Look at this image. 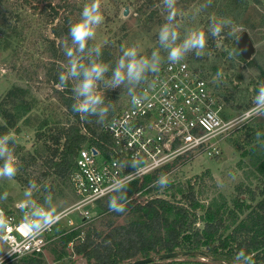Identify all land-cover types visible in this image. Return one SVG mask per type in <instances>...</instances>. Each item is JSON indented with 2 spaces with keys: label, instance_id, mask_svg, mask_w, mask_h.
I'll use <instances>...</instances> for the list:
<instances>
[{
  "label": "rangeland",
  "instance_id": "1",
  "mask_svg": "<svg viewBox=\"0 0 264 264\" xmlns=\"http://www.w3.org/2000/svg\"><path fill=\"white\" fill-rule=\"evenodd\" d=\"M67 2L69 5L64 10L58 9V14H68L73 24L91 0ZM201 2L178 0L177 7L186 25L202 27L207 35L208 54L196 57L189 53L185 60L208 79L215 91L216 107H219L221 117L230 119L252 107L258 87L264 85V0H212L211 6L192 20L190 13ZM76 8H79V14H76ZM124 9L126 13H123ZM101 12L104 22L97 28L96 38L89 41V46L107 39L109 43L103 46V50L116 60L121 48L133 43H140L145 55L159 47L157 33L167 14L161 0H101ZM51 16L52 11L44 1L0 0V105L5 92L12 86L22 87V96L29 103L26 112L18 115L15 125L7 130L16 135L15 154L21 160L22 168L13 179H0V194L8 193L7 201L0 204L4 208L16 207L23 199L24 189L30 180L41 186V191L34 194L39 203H43L48 192L62 205V210H70L76 200L68 179L39 174L44 169L41 160L49 154L48 132L65 124L68 119L65 108L52 91V84L45 78L49 62L53 59L48 42V38H52L50 27L59 22L58 17L52 19ZM210 17H227L233 23L213 38L207 34ZM243 29L248 32L254 46L247 60L241 58L233 42L235 35ZM181 32L183 34V29ZM233 49L237 54L229 58L228 52ZM162 55L166 56L163 52ZM58 62L65 71L67 58L64 54ZM218 70L224 72V79L215 83L213 78ZM109 95L114 97L112 100L116 105L127 101L128 97L124 88L106 91L105 97ZM248 103L250 105L246 106ZM258 131L264 133V117L237 118L206 145L184 153L182 160L174 162L164 173L171 180L167 188L161 190L152 183L148 191L137 196L138 200L155 195L181 200V194L190 186L198 203L196 215H203L207 206L218 209L226 224L221 234L226 235L261 195L264 175L258 171L257 165L264 159V146L256 140ZM261 140L264 141V137ZM250 191L255 193V199H249ZM103 203L104 200L100 206L89 204L86 208L90 214L86 218L71 210L51 228V238L41 255L45 264H90L91 260L71 250V244L77 237L65 242L63 236L77 233L81 236L91 228L105 230L108 221L125 223L136 217L132 211L113 216L103 208ZM236 203H240L241 209ZM231 211L236 216L234 222L229 214ZM202 224V218L194 223L199 228ZM3 250L0 241V257ZM150 255H153L152 261L144 264H233L234 260L231 257L227 261H219L199 253L179 252L177 256L168 258H159L152 252ZM14 259L21 260L22 256ZM3 262L0 258V264Z\"/></svg>",
  "mask_w": 264,
  "mask_h": 264
},
{
  "label": "trees",
  "instance_id": "2",
  "mask_svg": "<svg viewBox=\"0 0 264 264\" xmlns=\"http://www.w3.org/2000/svg\"><path fill=\"white\" fill-rule=\"evenodd\" d=\"M23 1L26 3L44 1L52 11V19L55 17L59 19V22L50 27L52 38H48V42L50 56L53 59L49 62L45 78L52 84V91L65 108L68 119L65 124L55 126L52 131L48 132L46 137L50 143L47 145L49 154L42 158L44 169L39 174H53L61 179H68L76 150L85 142L105 148L106 145L102 142L108 143L110 137L102 130L101 124L95 123V117L85 122L72 112V84L69 82L63 88L60 85L59 74L64 69L58 61L63 58L65 42L70 43L69 29L72 24L70 16L62 12L58 14V9L64 10L69 2L67 0ZM148 1L151 2V0ZM79 13V8H76V14ZM102 58L113 66L115 65L116 59L104 50ZM23 92L22 87L12 86L2 97L0 134L6 133L8 128L13 127L17 116L29 108L28 101L22 96ZM112 99H114L112 95L105 97L106 102L111 101L114 104ZM114 105L115 110L120 106V104ZM249 105L248 103L246 106ZM113 112H110L109 116ZM183 158V154L177 155L171 161L145 174L140 181L131 180L128 186L130 202L127 204L126 212H134L135 218L125 223L112 224L108 221L105 230L91 228L81 236H78V233L64 235L65 242L72 241L73 236L77 237L71 244L72 252L91 260L90 264H118L137 256L145 257L151 252L159 254L174 249H178L180 253L182 251L191 255L199 253L214 260L227 261L231 257L234 258L240 249H244L248 254H255L256 264H264V182L260 188V198L254 202L253 206L248 207L243 218L239 219L226 235L221 234L226 224L218 209L207 206L203 215H196L195 210L198 203L190 186L181 194V200L167 199L158 195L138 200V195L148 191L150 184L164 174L174 162ZM257 169L264 175V159L258 163ZM142 188L144 189L137 196H133ZM238 192L241 193L242 190L239 189ZM249 199H255L253 191H250ZM102 200H104L103 208L111 215L124 214L109 211L108 195L96 200L95 203L100 206ZM237 205L241 209L240 203H236ZM233 213V211L229 212L234 222L236 216ZM200 218L203 220L202 226L195 227L196 219ZM2 264H45V262L41 254H32L22 256L21 260L14 258L4 260Z\"/></svg>",
  "mask_w": 264,
  "mask_h": 264
},
{
  "label": "clouds",
  "instance_id": "3",
  "mask_svg": "<svg viewBox=\"0 0 264 264\" xmlns=\"http://www.w3.org/2000/svg\"><path fill=\"white\" fill-rule=\"evenodd\" d=\"M161 3L167 14L157 33L159 47L152 50L150 55L143 54L144 49L140 43L122 47L114 66L102 58L103 46L109 43L107 39L102 43L89 46V41L96 38L97 28L104 22L101 0H91V3L86 4L79 19L70 26V43L65 42L63 46L67 67L59 74V81L61 88L72 82L71 109L82 121L88 122L90 118L95 117V123L105 124L109 113L115 111V105L105 100V92L108 90L126 89L133 108H140L147 96L143 92L138 94L137 89L143 85L155 86V81H150L149 75L159 73L165 59L170 65H174L183 61L189 53H194L196 57L208 54L206 53V31L202 27L186 25L183 14L177 7L178 0H161ZM211 4L212 0H202L190 13V18L195 20ZM232 23V20L227 17L222 19L210 17L207 34L216 38ZM162 52L166 56L162 55ZM236 54L234 49L228 52L229 58ZM223 79L224 72L218 70L213 81L219 83ZM244 117L246 119L264 117V85L258 87L252 107L244 113ZM255 135L256 140L264 146V141L261 140L264 133L258 131ZM16 142V135L13 131L0 134V179H13L22 165L21 160L15 154ZM140 164L141 161L137 159L114 161L113 167L123 169L130 165L133 169H138ZM133 178L134 174L124 177L117 175L113 178L106 192L109 196V211L117 213L127 211V204L130 202L128 186ZM170 183L169 175L161 174L153 182V186H158L163 190ZM40 191L41 186L35 180H30L24 189L23 199L16 204L23 214V229L26 235L33 238L50 230L65 215L62 205L53 199L51 192L44 195L43 203L34 199V194ZM7 199V192L0 194V204L6 202ZM12 223V218L8 217L0 207V239H7V235L13 231ZM254 255V253L248 254L244 249H240L234 256L233 264H256Z\"/></svg>",
  "mask_w": 264,
  "mask_h": 264
},
{
  "label": "built area",
  "instance_id": "4",
  "mask_svg": "<svg viewBox=\"0 0 264 264\" xmlns=\"http://www.w3.org/2000/svg\"><path fill=\"white\" fill-rule=\"evenodd\" d=\"M149 80L155 81L154 87L143 85L137 89L138 94L143 92L147 96L140 108L134 109L128 96L127 101L120 104L101 125L110 137L108 143L102 142L105 148L85 142L76 150L68 173V182L76 200L70 210L64 208L65 214L75 210L83 218L88 217L90 212L86 207L107 195L114 177L134 174L132 180L140 181L145 174L177 155L206 145L251 108L230 119H223L208 79L185 59L174 65L165 60L160 72L150 74ZM134 159L141 161L138 169L130 165L123 169L113 167L114 161ZM2 208L12 218L13 231L7 239H0L4 246L1 260L42 255L51 238V229L38 237H29L22 226L21 211L17 207Z\"/></svg>",
  "mask_w": 264,
  "mask_h": 264
},
{
  "label": "water",
  "instance_id": "5",
  "mask_svg": "<svg viewBox=\"0 0 264 264\" xmlns=\"http://www.w3.org/2000/svg\"><path fill=\"white\" fill-rule=\"evenodd\" d=\"M123 13H126V9H124ZM234 43L237 47V50L242 59L247 60L250 58L253 53L254 46L252 40L246 30L239 31L234 37ZM92 152H95V149H92ZM186 251H182V254H185ZM179 254L177 249L172 251H163L158 254L159 258H168L175 257ZM153 259V255H147L145 257H137L130 260L122 261L118 264H144L148 263Z\"/></svg>",
  "mask_w": 264,
  "mask_h": 264
}]
</instances>
